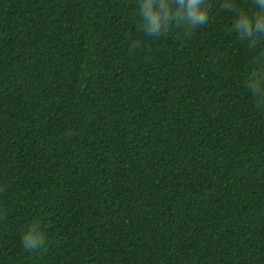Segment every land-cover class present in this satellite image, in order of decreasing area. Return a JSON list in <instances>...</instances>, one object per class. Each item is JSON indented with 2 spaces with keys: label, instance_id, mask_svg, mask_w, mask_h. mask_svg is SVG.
<instances>
[{
  "label": "trees",
  "instance_id": "trees-1",
  "mask_svg": "<svg viewBox=\"0 0 264 264\" xmlns=\"http://www.w3.org/2000/svg\"><path fill=\"white\" fill-rule=\"evenodd\" d=\"M144 3L0 0V264H264L262 5Z\"/></svg>",
  "mask_w": 264,
  "mask_h": 264
},
{
  "label": "clouds",
  "instance_id": "clouds-1",
  "mask_svg": "<svg viewBox=\"0 0 264 264\" xmlns=\"http://www.w3.org/2000/svg\"><path fill=\"white\" fill-rule=\"evenodd\" d=\"M181 4L182 8L186 4V10L184 14L187 17V21L191 26L204 25L208 20V13L206 10L200 7L201 0H177ZM262 5L260 12L255 17V28L253 27L252 19L247 15H242L236 21V28L248 35H253L255 31H264V0H259ZM141 15L146 21V33L152 35L159 32L161 15L152 6V0H145V3L141 5ZM161 11L165 13L164 20L167 21L169 16L167 15V9L162 6ZM179 14V13H178ZM25 249L37 248L44 244V237L29 234L24 237Z\"/></svg>",
  "mask_w": 264,
  "mask_h": 264
}]
</instances>
